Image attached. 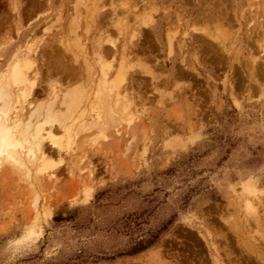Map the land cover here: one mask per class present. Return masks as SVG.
I'll use <instances>...</instances> for the list:
<instances>
[{"label":"rangeland","instance_id":"1","mask_svg":"<svg viewBox=\"0 0 264 264\" xmlns=\"http://www.w3.org/2000/svg\"><path fill=\"white\" fill-rule=\"evenodd\" d=\"M18 47L12 114L38 122L59 83L88 116L46 167L0 165V264H264V0H0V75Z\"/></svg>","mask_w":264,"mask_h":264},{"label":"bare ground","instance_id":"2","mask_svg":"<svg viewBox=\"0 0 264 264\" xmlns=\"http://www.w3.org/2000/svg\"><path fill=\"white\" fill-rule=\"evenodd\" d=\"M94 4H97V3H94ZM12 8H13L12 10L14 12H19L20 6H19V4H17V2L14 1ZM17 15H18V13H17ZM230 28H232V27H230ZM123 30H124V28H123ZM204 32H206V31H204ZM119 33H121V32H119ZM81 37H82V35H81ZM107 37L106 38L101 37L99 39L97 38V42L95 41V43H96L95 54L98 57L97 61L100 62L99 64H101V66L100 65H98V66H100V68H101L99 70L101 75H99V76L102 78V80H100L101 81V83H100L101 89H99V91L102 90V93L99 94L100 95L99 98H97L96 102H94V103L97 104L96 108L98 107V104H100L99 108L102 109L101 114L102 113L105 114V116L108 119H110L109 121H111V120H116V118L119 116V113L125 111L124 109H126V106H124V102L126 101L125 100L126 98L124 96L122 97L121 95H119L120 93L117 94L118 83H114V82L110 81V72L108 70V66L105 64V58H103L102 53H101V50L105 47L104 42H106V43L110 42L109 41L110 39ZM73 45H75V43ZM78 45H80L79 41H78ZM80 47H81V45H80ZM81 50H83V49H81ZM79 51H80V49H79ZM112 55H113V53H112ZM29 58H30L29 52L18 47L11 54V57H10L11 61L8 64L9 68L7 69L6 73H3V74L1 73L2 75H0V165L4 161H8V162H12V163L20 166L21 168L27 167L28 165L26 164V160L30 159V157H29L31 155L30 153H34V155L36 156L34 161L36 163H39L41 167H46L48 165L47 160L44 156L46 153L45 150L47 148L46 143H45L46 140L47 141L49 140L50 142H52L58 148V150H60V151H61V149L63 150V148H61L62 147L61 143L56 141V134L55 133H56L57 127L62 128L66 135H70L71 134L70 122L72 120H74L75 118L82 119L84 116L85 117L88 116V115L83 114L84 108L81 107L82 101L79 102L78 98L76 99L77 95L73 96L74 94H72V92L71 93L68 92L65 94L61 93L62 92L61 86H63V85L62 84L59 85V83L58 84L57 83H49L48 84V85H50L49 86L50 87V94H49V99L47 100V102L49 101V103L47 104L45 102L47 104L46 109H45V107H43L44 109L39 114V118H38L39 121L38 122L35 123L33 120L30 119V117H32V115L28 119H26L25 117H22L21 111L24 108V106H22V105H21L22 106L21 109L18 108L17 112L12 114V112H11V108H12L11 101L14 98L13 96L16 94V93H14L13 86L18 84L19 82H23V81L26 82L28 80L27 71L33 65L30 62ZM196 60H198V59H196ZM85 62H86V60H85ZM87 63L88 62H86V65H87ZM87 68H88V70H90V72L92 74L93 73L95 74V69L90 64V62L88 63ZM86 87H87V85H86ZM86 87H84V88H86ZM68 88L69 87L67 86V89ZM81 89L82 88H80V90ZM65 90H66V88H65ZM71 90H73V88ZM88 90H90V89H88ZM85 91H87V89ZM82 93H83V91H82ZM122 95H126V94H122ZM68 96H70V100H69ZM97 96H95L94 99H96ZM78 97H81V96L78 95ZM21 98L22 97L20 95H17L18 101H20ZM83 98H86V97L83 96ZM88 99L86 98V100H88ZM14 100H15V98H14ZM59 101L61 104L63 103V104H65V106L67 105V109L63 113L60 112V108L62 106L61 107L59 106V109H56L57 106H56V108L54 107V103L55 102L59 103ZM84 102H86V101H84ZM45 103H44V105H45ZM91 104H89V105H91ZM44 105H42V106H44ZM93 105H95V104H93ZM126 105H128V104H126ZM85 108H86V106H85ZM92 109H91V111H92ZM64 110H65V108H64ZM95 110H97V109H95ZM87 114H89V112ZM93 114L95 115L96 112L94 111ZM98 114H100V113H98ZM103 114L100 117L101 119L104 116ZM94 118L96 119V116H94ZM101 119H99L98 122H101L103 120V119L102 120ZM96 121H97V119H96ZM96 121H94V122H96ZM81 124H82V122H81ZM97 124H99V123H97ZM80 126H82V125H80ZM100 127H102V125H100ZM62 145L64 146V144H62ZM65 147H66L65 150L68 151L67 146H65ZM48 149H49V147H48ZM68 152H71V151H68ZM32 158H34V156ZM67 161H68V159H67ZM35 165H37V164H35ZM29 169L30 168L28 167V170ZM23 170H25V169H23Z\"/></svg>","mask_w":264,"mask_h":264},{"label":"trees","instance_id":"3","mask_svg":"<svg viewBox=\"0 0 264 264\" xmlns=\"http://www.w3.org/2000/svg\"><path fill=\"white\" fill-rule=\"evenodd\" d=\"M60 215H58V216H56V220H60V219H62V220H66V218H64V217H59ZM174 222V219H172V218H170L168 221H167V223H166V226H163V230H166L167 229V225H171L172 223ZM161 229V230H162ZM155 242V241H154ZM154 242H150V243H148L147 245H140L139 246V248L136 250V251H140V250H144V249H146V248H148L149 246H151L152 244H154ZM135 251V252H136Z\"/></svg>","mask_w":264,"mask_h":264}]
</instances>
